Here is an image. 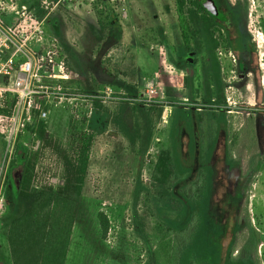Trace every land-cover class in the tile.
<instances>
[{
	"label": "rangeland",
	"instance_id": "374dc122",
	"mask_svg": "<svg viewBox=\"0 0 264 264\" xmlns=\"http://www.w3.org/2000/svg\"><path fill=\"white\" fill-rule=\"evenodd\" d=\"M177 1L13 0L45 19L47 35L59 40L75 75L72 88L98 93L110 87L121 97L96 103L81 183L72 163L83 127L68 122L65 109L51 110L50 136L28 152L32 187L74 197L69 260L79 252L87 264H144L170 221L177 229L189 221L196 183L197 193L206 191V238L217 257L231 252V264H264V0H221L246 41L234 58L227 46L222 56L209 48ZM147 80L155 86L152 104L143 101ZM183 112L192 114L190 125ZM162 150L186 173L170 191L184 202L181 219L180 206L152 180ZM17 159L7 174L13 179L21 170ZM98 213L108 222L105 237ZM6 227L4 218L0 264H13Z\"/></svg>",
	"mask_w": 264,
	"mask_h": 264
},
{
	"label": "built area",
	"instance_id": "2783aa9c",
	"mask_svg": "<svg viewBox=\"0 0 264 264\" xmlns=\"http://www.w3.org/2000/svg\"><path fill=\"white\" fill-rule=\"evenodd\" d=\"M111 1L118 4L123 0ZM43 6L47 10L49 5ZM44 23L34 8L0 0V221L7 210L5 185L13 157L18 150L40 149V135L50 136L51 110L65 109L68 122L82 125L79 132L91 135L96 103L121 99L110 87L98 93H79L72 88L75 75L66 54L59 40L47 35ZM143 101L156 102L151 80L145 83ZM169 110L165 108V117Z\"/></svg>",
	"mask_w": 264,
	"mask_h": 264
},
{
	"label": "trees",
	"instance_id": "16d2710c",
	"mask_svg": "<svg viewBox=\"0 0 264 264\" xmlns=\"http://www.w3.org/2000/svg\"><path fill=\"white\" fill-rule=\"evenodd\" d=\"M183 7L184 1L178 0L177 11L182 12V15L185 16ZM182 36L187 41L184 33ZM133 109L136 110L137 108L133 107ZM145 113L147 117L150 115V112ZM183 113L184 121L190 125L192 114ZM95 117L96 114L90 123L91 128H95ZM200 120L201 115L196 113L195 124L197 126ZM40 138L46 137L40 135ZM80 141V151L74 160L76 163H72L77 184L82 182L86 171L91 135L82 134ZM194 143V139H192L193 146ZM16 156L21 170L15 179L11 178L10 175L7 176L5 185L7 210L0 221V225L4 218L7 221L5 235L9 243L12 263L64 264L73 223L74 197L67 198L60 193H54L51 188L44 190L32 187L31 179L34 166L32 157L28 152L19 150L16 152ZM12 167H14V162L11 163L10 169ZM67 175L68 173L66 179L71 182ZM185 175L183 169L176 170L173 167L170 151L162 150L159 152L154 165L152 180L164 189V193L168 194L174 203L180 206L177 217L180 219L185 212L184 202L175 198L170 191L172 185L179 183ZM197 182L202 183V180ZM194 187L195 190H193ZM197 189L198 186L193 183V194L189 198L191 205L189 221L183 227H178L179 229L173 226L170 221L159 243L150 251L148 260L144 264H231V252L224 257L219 255L218 258L214 247L206 238V191L203 194L201 187L199 189L201 193H197ZM78 193L77 190V195ZM201 194L204 195V198L201 197L199 200ZM183 196L187 199L186 194ZM97 219L101 236L105 237L108 230L107 219L103 213H98Z\"/></svg>",
	"mask_w": 264,
	"mask_h": 264
},
{
	"label": "flooded vegetation",
	"instance_id": "af4514ba",
	"mask_svg": "<svg viewBox=\"0 0 264 264\" xmlns=\"http://www.w3.org/2000/svg\"><path fill=\"white\" fill-rule=\"evenodd\" d=\"M183 1L184 5L187 6V24L191 27L193 25L197 27L199 34H201L208 41L209 48L219 51L218 54L222 56L223 53L222 50L220 51V49H222V46H227V48L230 50L227 52V54H229V56L232 58H234V55L239 54L242 49H244L246 46V41L243 40L240 35L241 25L234 19L233 14L224 7L221 0H210L213 6H211L210 2L206 1L208 2V5L211 6L212 10L206 8L203 5V0ZM202 165L203 163L201 166ZM197 173L196 182L202 180L203 178L202 170H198ZM188 174L190 176V170ZM227 254L228 253H226V256Z\"/></svg>",
	"mask_w": 264,
	"mask_h": 264
},
{
	"label": "crops",
	"instance_id": "0c3cea01",
	"mask_svg": "<svg viewBox=\"0 0 264 264\" xmlns=\"http://www.w3.org/2000/svg\"><path fill=\"white\" fill-rule=\"evenodd\" d=\"M78 247H80V245L78 246ZM70 248H71V246L69 247L68 246V250H67V254H66V259H65V262H64V264H87L86 262V259L85 258H78L79 257V255H80V253L79 252H77V255L75 256V259H72V260H69V253H70ZM86 249H89V248H86ZM85 249V250H86ZM72 250H78V248H76V249H71V251ZM81 250V249H80ZM81 255H82V253H81Z\"/></svg>",
	"mask_w": 264,
	"mask_h": 264
},
{
	"label": "water",
	"instance_id": "95a60500",
	"mask_svg": "<svg viewBox=\"0 0 264 264\" xmlns=\"http://www.w3.org/2000/svg\"><path fill=\"white\" fill-rule=\"evenodd\" d=\"M206 1L210 2V0H203V5H204L206 8L212 10V8H211V6H213V5H212V2H210V3H211V6H210V5H208V2H206Z\"/></svg>",
	"mask_w": 264,
	"mask_h": 264
}]
</instances>
